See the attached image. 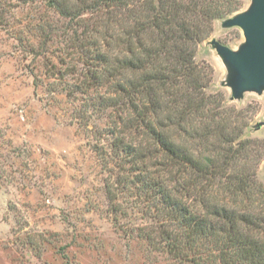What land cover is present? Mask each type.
I'll list each match as a JSON object with an SVG mask.
<instances>
[{"label": "trees", "instance_id": "trees-1", "mask_svg": "<svg viewBox=\"0 0 264 264\" xmlns=\"http://www.w3.org/2000/svg\"><path fill=\"white\" fill-rule=\"evenodd\" d=\"M38 2L59 24L45 28L38 19V29L27 30L32 39H20L31 70L43 69L42 79L31 74L34 85L58 88L81 119L88 112L104 119L92 131L102 142L93 150L119 172L104 185L113 226L126 218L119 199L129 193L144 224L128 238L158 262L264 264V184L256 173L264 139L244 137L247 125L236 124L222 95L207 92L210 69L195 61L212 22L240 3Z\"/></svg>", "mask_w": 264, "mask_h": 264}, {"label": "rangeland", "instance_id": "rangeland-1", "mask_svg": "<svg viewBox=\"0 0 264 264\" xmlns=\"http://www.w3.org/2000/svg\"><path fill=\"white\" fill-rule=\"evenodd\" d=\"M237 1L232 15L250 3ZM38 19L45 28L59 24L38 0H0V264H64L60 248L67 264H169L129 240L144 224L129 193L119 199L129 208L126 218L120 229L113 226L104 185L119 172L105 169L93 150L102 142L92 131L104 119L92 112L81 119L77 103L58 88L39 80L34 85L31 74L42 79L43 69L39 64L31 70L34 62L20 39H32L27 30L38 29ZM221 21L212 22L195 61L210 69L207 92L222 95L224 107L237 113L236 124L247 125L244 137L262 140L264 126L253 127L264 121V92L230 100V90L222 85L225 68L207 44L215 39L235 50L243 41L240 29L222 28ZM75 57L72 62L81 68ZM256 173L264 184V159Z\"/></svg>", "mask_w": 264, "mask_h": 264}, {"label": "water", "instance_id": "water-1", "mask_svg": "<svg viewBox=\"0 0 264 264\" xmlns=\"http://www.w3.org/2000/svg\"><path fill=\"white\" fill-rule=\"evenodd\" d=\"M222 28H238L243 41L235 50L215 39L207 44L223 64L226 75L222 85L230 90V100L239 101L245 93L264 92V0H250L241 12L220 23ZM264 126L257 123L253 130Z\"/></svg>", "mask_w": 264, "mask_h": 264}]
</instances>
